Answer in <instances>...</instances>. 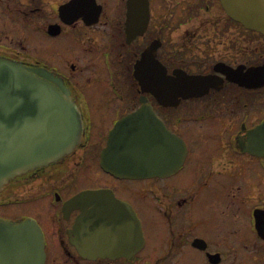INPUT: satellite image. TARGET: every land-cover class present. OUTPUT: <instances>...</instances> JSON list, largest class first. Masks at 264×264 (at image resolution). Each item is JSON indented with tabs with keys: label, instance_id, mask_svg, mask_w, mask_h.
Segmentation results:
<instances>
[{
	"label": "flooded vegetation",
	"instance_id": "flooded-vegetation-1",
	"mask_svg": "<svg viewBox=\"0 0 264 264\" xmlns=\"http://www.w3.org/2000/svg\"><path fill=\"white\" fill-rule=\"evenodd\" d=\"M0 57L46 69L83 120L71 153L0 191V205L23 201L16 193L25 187L50 199L44 264H264V157L243 150L264 122V36L228 17L220 0H0ZM138 62L148 82L134 78ZM183 78L209 85L198 96L160 94ZM142 107L183 141L184 159L173 173L116 177L101 153L114 124ZM81 168H94V185L73 190ZM186 168L193 175L177 184ZM99 189L132 208L142 246L122 238L115 212L112 253H79L70 228L80 210L65 215L63 204ZM143 209L152 213L149 236Z\"/></svg>",
	"mask_w": 264,
	"mask_h": 264
},
{
	"label": "water",
	"instance_id": "water-1",
	"mask_svg": "<svg viewBox=\"0 0 264 264\" xmlns=\"http://www.w3.org/2000/svg\"><path fill=\"white\" fill-rule=\"evenodd\" d=\"M220 1L229 17L264 35V0ZM134 69L137 80H150L141 63H136ZM51 80L44 68H29L0 58V190L16 176L58 161L81 142V114L68 92L62 86L59 90ZM184 80L180 88H174L172 82L161 85L160 94L169 89L198 96L209 85L197 78ZM148 112V107H142L116 122L100 156L105 171L122 178H149L178 169L186 151L183 141ZM249 134L243 149L264 157V122ZM76 208L81 213L70 234L84 257L92 251L96 255L112 253L108 245L116 236V226L109 229L108 223L120 216L115 212L121 214L126 243L130 245L135 239L137 245H143L136 215L111 191H82L64 202L62 210L66 215ZM44 246L42 230L34 219L0 218V264H44Z\"/></svg>",
	"mask_w": 264,
	"mask_h": 264
},
{
	"label": "rangeland",
	"instance_id": "rangeland-1",
	"mask_svg": "<svg viewBox=\"0 0 264 264\" xmlns=\"http://www.w3.org/2000/svg\"><path fill=\"white\" fill-rule=\"evenodd\" d=\"M94 168H81L77 176L74 177L73 181L80 185H72L73 190L81 187H92L94 184ZM193 175L192 168H186L179 176L176 177L177 184H184L189 181ZM37 186L30 188H22L16 195L23 201H13L7 205H0V217L7 218L10 220H17L20 218H32L34 219L43 229L51 228L52 217L50 218V199L49 201L45 197L37 198L36 195L39 193ZM17 198V197H15ZM144 214V231L149 236L153 231V226L150 225L152 219V213L149 210L143 209ZM47 230V229H46ZM193 259L197 260L194 255ZM200 264V263H195Z\"/></svg>",
	"mask_w": 264,
	"mask_h": 264
}]
</instances>
